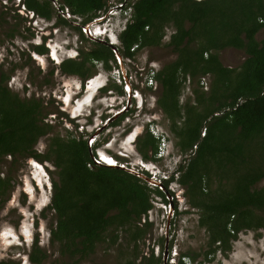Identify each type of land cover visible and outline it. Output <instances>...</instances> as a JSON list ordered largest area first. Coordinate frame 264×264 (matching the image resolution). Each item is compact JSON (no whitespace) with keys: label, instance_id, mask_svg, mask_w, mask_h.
<instances>
[{"label":"trees","instance_id":"trees-1","mask_svg":"<svg viewBox=\"0 0 264 264\" xmlns=\"http://www.w3.org/2000/svg\"><path fill=\"white\" fill-rule=\"evenodd\" d=\"M21 1L26 12L46 20L66 8L81 18L82 26L99 13L106 14L111 0H57L58 10L50 0ZM123 9L130 10V19L118 36L117 49L124 58L134 56L133 46L138 50L161 45L164 28L172 30L166 45L176 58L156 74L160 88L156 106L171 122L179 139L176 145L193 153L188 162L183 160L177 182L185 189L189 205L198 209V224L207 232L204 258L209 260L217 251L226 256L239 233L264 230V185L258 187L264 178V35L257 39L264 31V0H134ZM76 30L83 39L80 29ZM226 48L245 54L238 68L222 65L218 54ZM34 51L43 55L47 49L40 45ZM111 61L118 67L111 47L94 41L89 51L79 50L78 59L62 61L59 70L84 84L94 74V62L110 70ZM8 77L0 74V162L33 159L48 161L56 169L49 205L56 219L51 244L71 264L92 254L108 237L114 243L117 235L109 236V230H123L129 243L137 246L151 226L146 222L151 195L164 197L162 192L121 169L96 165L82 135L53 136L46 154L38 153V140L53 127L44 122L42 102L33 97L21 99L8 88ZM204 77L209 81L206 91L199 85ZM194 80L198 87L192 89L194 103L181 104L184 83L189 81L192 87ZM113 88L122 94L120 86ZM141 136L135 147L147 161L157 141L147 131ZM214 178L220 188L210 195L203 184ZM9 187V178L0 177V207ZM134 252L132 259L120 264H161L162 257H154L152 251L139 262L140 253ZM46 256L35 240L30 263L42 264ZM186 257L194 260L189 254L180 258ZM178 263L184 264L180 259Z\"/></svg>","mask_w":264,"mask_h":264},{"label":"rangeland","instance_id":"rangeland-1","mask_svg":"<svg viewBox=\"0 0 264 264\" xmlns=\"http://www.w3.org/2000/svg\"><path fill=\"white\" fill-rule=\"evenodd\" d=\"M133 1L111 0L107 14L99 13L98 19L95 18L86 25L94 26L96 20L101 22L113 11H120L115 17L121 20L120 16H124V13L130 15L129 9L123 8ZM50 4L55 8V0H51ZM24 9L21 0H0V74L9 76L8 88L21 99L33 97L40 100L44 106V122L51 124L53 131L38 140L35 146L38 153L46 154L50 138L53 136L58 135L67 139L79 137L81 133L85 139L95 136L90 143L97 139V143L104 144L105 148L100 146L94 150L95 155L97 150L98 153L104 152L106 156H114L123 162L126 156L127 162L138 163L140 155L136 150L135 140L148 130L145 122L146 118H149L166 134L169 146L167 150L173 158L189 161L188 159L193 155L192 151L183 152L176 145L179 139L171 130V122L156 106L159 93H156V89L147 90L144 86L145 73L148 69H160L176 58V54L166 45L171 34L169 27L164 28L161 45L135 51L131 59L123 58V70L127 73L125 77L124 75L121 77V71L115 72L119 67H116L113 61L109 62L110 70H105L100 63H96L93 76L82 84L78 77L64 75L59 70L62 61L78 59L79 50L89 51L92 43L96 41L84 33L81 18L70 15L69 11L64 9L55 12L51 20H46ZM77 28L80 29L83 39ZM263 35L264 31L257 35V39L260 40ZM109 37V40L106 37V40H97L104 41L108 45L112 43L119 48L117 34ZM40 45H44L47 49L43 55H38L34 51V47ZM218 56L222 65L229 68H238L246 58L243 51L233 48L220 51ZM116 64L118 65L117 60ZM117 74L120 76L118 78L121 85L115 82L118 81ZM206 80L208 87V79ZM113 85L120 86L122 94H119ZM104 87H107L106 92H101L100 89ZM193 88H198L196 80L192 82V87H189L187 81L184 83L179 99L181 104L186 101L194 103ZM128 90L137 91L139 97L137 109L130 111L134 117L129 114L124 117V120L128 115L131 117L129 124L133 125V131L126 134L122 130L127 127L118 132L113 128L112 132L107 134L105 128L94 129L95 125L105 122L107 115L103 108L109 111L113 103L118 105L120 102L122 106L132 105L129 102L132 101V97L128 95ZM115 98L117 101L114 100ZM87 107L91 111H87ZM118 107L112 112L121 109V106ZM75 110L77 113L73 112ZM88 112L89 115H85ZM72 114L77 115V118L71 119ZM69 119L73 122H69ZM181 123L182 120L177 123L179 128L182 127ZM136 130L140 134L136 133ZM87 131H92V134H87ZM168 165L173 167V161ZM0 177L10 180V187L4 195L6 200L0 207V264H32L29 261V254L35 240L47 255L42 264H71L72 260L63 256L58 246L50 242V231L56 221L54 212L49 208L52 183L57 182L56 169L53 165L48 161L38 162L33 159H20L11 164V160L6 158L0 162ZM145 183L149 188L158 189L164 195L161 197L164 204H159L160 201L157 198L155 200L151 195L152 208L146 218V222L151 226L145 237L134 246L129 243L128 235L123 230L115 232L109 230V236L117 235V240L111 243L110 237L106 238L105 242L97 245L92 254L84 259H78V264H120L132 259L134 250L140 253L138 262L142 256H149L152 251L154 257H162L161 264H163V252L166 250V264H179L178 260H182L180 257L183 254H189L194 258L193 261L185 258L186 263L182 260L184 264H264V230L261 229L239 233L226 256L217 251L208 258L209 260H205L208 235L205 228L198 224V209L189 205L188 198L184 194L185 189L177 184L178 182L171 185L173 190H178L174 195L168 188L164 190L163 185L155 188L154 185L146 181ZM203 185L204 191L211 193L210 195L220 188L217 178L209 181L208 185L205 183ZM263 185L264 178L258 187ZM144 221L143 218L141 225Z\"/></svg>","mask_w":264,"mask_h":264},{"label":"clouds","instance_id":"clouds-1","mask_svg":"<svg viewBox=\"0 0 264 264\" xmlns=\"http://www.w3.org/2000/svg\"><path fill=\"white\" fill-rule=\"evenodd\" d=\"M55 2H56V5H54V7L58 10L59 5H57V0H55ZM66 10L68 11V9H66ZM119 12H116V11H113V13L110 12V15H107V17L105 19H103L101 22H99V20H96V23L94 24V26L92 25V26H89L88 27L89 28L90 35L93 38H95L96 40L97 39L98 40L99 39L106 40L107 38L109 40V38H110L109 35H112V34H117V36H119V34L125 29V27L127 25V22L130 19V15H128V13H124V16H120L122 18L121 20H119V18L117 19L115 16H118ZM128 12L130 13V11H128ZM28 13H32V12H28ZM127 15L129 17H127ZM112 17H114V18H112ZM125 17H127V18H125ZM113 19H115V20H113ZM114 22H115V24H114ZM85 25L86 24H84L82 26L84 27ZM108 25H110V26H108ZM107 26H108V28H107ZM170 31H171V34H172V30L171 29H170ZM105 37H106V39H105ZM169 38H170V36H169ZM103 43H104V41H103ZM109 44L112 45V43H109ZM137 48H138V46H133V48L130 51L132 53H134V55H135V51L140 50V49L137 50ZM123 58L124 57L122 56V61L124 59H131V58H124V59ZM96 63L97 62H94V65ZM100 66H102L101 63H100ZM151 69H155V68L148 69L147 72L145 73V76L150 72ZM155 70H156V73H155L154 79H155L156 74L158 73L159 69H155ZM119 71H121V70L119 69L118 72ZM124 73H125V70H124ZM124 73L121 72V74H120L121 77L124 75ZM204 78H206V77H204ZM124 79H126V78H124ZM116 83H118L119 85H121L120 82H118V81H116ZM208 83H209V81H208ZM188 84H189V81H188ZM199 85H200V83H199ZM207 89H208V87H207ZM203 90L206 91L205 89H203ZM151 124L152 125H157L156 123H153V122H151ZM204 131H205V129H204ZM147 132H148V130H147ZM203 135H204V133H203ZM155 140L157 141V144H158V140L157 139H155ZM156 152H157V149H156L154 155L151 156L152 158L150 160H147V161H145V160H143L142 158L139 157L138 158V163H135L134 162L135 163V167H136V168H134V170L137 171L138 173L143 174L144 176H146L148 178H152L157 183H161L163 185V187H164L165 190H167V188H168L175 195L178 190H173L170 186L171 185H175V183H177L179 169H180L181 165H183V161L181 160V158L175 160V158H173V156L171 155L170 151H167V153L164 154V156H161V157H156ZM97 153H98V151H96V154ZM95 157H96V155L94 154L93 158L95 159ZM126 159H128V158H125L124 161L127 162ZM112 160L117 161L114 158ZM172 161H173V165H174L173 167H171V166L168 165ZM163 162H166L167 165L166 164L163 165L162 164ZM102 163L105 164V165L110 164V162H102ZM127 163H132V162H127ZM127 167L129 168V166H127ZM174 178H176V179H174ZM177 184H179V183H177ZM155 188H157V186H155ZM152 196H153L152 198H154L155 200L158 199L160 201L159 204H162L163 203V201H162L163 198H161L160 196H157L155 194H152ZM152 200L153 199H151V201ZM182 260H183L184 263H186L185 258H182ZM187 264H190V263H187Z\"/></svg>","mask_w":264,"mask_h":264},{"label":"flooded vegetation","instance_id":"flooded-vegetation-1","mask_svg":"<svg viewBox=\"0 0 264 264\" xmlns=\"http://www.w3.org/2000/svg\"><path fill=\"white\" fill-rule=\"evenodd\" d=\"M114 72V71H113ZM125 72H126V70H125ZM124 75L126 76L127 75V73H124ZM130 81L132 82V78L130 77ZM116 82V81H115ZM156 89V93H159V91H160V88L158 87V84H157V87L155 88ZM131 97H132V101L131 100H129V102L132 104L131 106L130 105H126V106H122V105H120L121 104V102L120 103H118V105L119 106H121V109H120V111H118L119 113L118 114H121V115H119L118 117H116L115 119H114V115H112L111 114V112L110 111H112L113 109H115V108H119L118 107V105H114V103H113V105H112V107L109 109V111H107V108L106 109H104L103 108V111L104 112H106V115H107V117H106V119H105V122L104 123H99V124H97V125H95V127H94V129H96V128H100V130H101V128L102 129H104L105 128V132L107 133V134H110L111 132H112V129L114 128V130H116V132H118V131H120L122 128H126L125 130H122L124 133H129L130 131L132 132L133 131V128H132V126L129 124V122H125V120H124V117H125V115H127V114H129L130 116H132L131 114H130V111H134V110H136L137 109V105H138V96H137V91H135V93L133 94V90H131ZM133 94V95H132ZM133 99H134V101H135V104H133L134 103V101H133ZM114 100H116L117 101V98H115ZM88 109H86L87 111H91L90 109H89V107H87ZM119 110V109H118ZM117 111V110H116ZM73 112H76V110L75 111H73ZM77 113V112H76ZM85 113V112H84ZM117 114V113H116ZM85 115H89V112H88V114H85ZM84 115V116H85ZM128 115V116H129ZM127 116V117H128ZM133 117V116H132ZM67 118V117H66ZM77 118V115H73L72 114V116H71V119H76ZM119 118H121V120L119 119ZM71 119H69V122H73ZM99 119L101 120V115H99ZM117 120H120L117 124H114V122L115 121H117ZM108 125V127H106ZM119 127V128H118ZM136 127V126H135ZM129 128H132V130H130ZM107 130V131H106ZM137 130H138V127H137ZM137 130H136V133H138L137 132ZM130 132V133H131ZM87 134H92V131H87ZM138 134H140V133H138ZM79 135H82V139L83 140H85L86 141V143L88 142V140L91 138H94L95 136L93 135V136H91L89 139H85L84 138V135L83 134H81V133H79ZM136 141H137V139L135 140V145H136ZM107 143H109V142H107ZM107 143H105V145H107ZM91 144V149H93V150H95L96 148H99L100 146H102V147H104V144H101L100 145V143H97V139L96 140H94V142L92 143H90ZM88 145V144H87ZM105 148V147H104ZM97 151V150H96ZM95 151V152H96ZM102 154H104L105 155V153L104 152H102ZM138 155V154H137ZM139 156V155H138ZM105 157H108V156H106L105 155ZM140 158H141V156H139ZM112 158H114V159H116V157H112ZM125 158H127L126 156H125ZM117 161H119L118 159H116Z\"/></svg>","mask_w":264,"mask_h":264},{"label":"built area","instance_id":"built-area-1","mask_svg":"<svg viewBox=\"0 0 264 264\" xmlns=\"http://www.w3.org/2000/svg\"><path fill=\"white\" fill-rule=\"evenodd\" d=\"M130 11V10H128ZM116 73H119L118 71H116ZM155 73H156V70L155 69H151L150 72L145 76V79H144V86L147 88V89H151V90H155V88L157 87V82L155 81L154 79V76H155ZM120 78L119 74H117V78ZM119 78L117 79L118 82L119 81ZM188 82V81H187ZM200 86H202L203 89H207V80L206 78H202L201 81H200ZM135 93V91H133V94ZM132 94V95H133ZM120 110H117V111H110L112 115L116 116ZM117 113V114H116ZM132 117V116H131ZM130 116H128L126 119H125V122H129V119H131ZM134 117V116H133ZM137 117V116H136ZM147 124V125H146ZM145 125L148 129V132L155 138L158 140V146H157V152H156V157H161V156H164V154L167 153V149L169 148L168 146V139H167V136L166 134L160 129L158 128L157 125H152L151 124V121L149 118H146V122H145ZM119 128V127H118ZM204 133V131H203ZM113 158L112 157H108V162H110ZM95 160H97L99 163H102V162H106L105 160H103V158L99 155V153L96 154V157H95ZM117 165L119 166H123V167H127L129 166V168H136L135 167V163L132 162V163H127L126 161L123 162V160H119V161H114ZM127 163V165H126Z\"/></svg>","mask_w":264,"mask_h":264},{"label":"water","instance_id":"water-1","mask_svg":"<svg viewBox=\"0 0 264 264\" xmlns=\"http://www.w3.org/2000/svg\"><path fill=\"white\" fill-rule=\"evenodd\" d=\"M88 27H89V25L84 26V33H85L86 35H88L90 38L95 39V38H93V37L90 35V33H89V28H88ZM95 40H96V39H95ZM96 41H98V40H96ZM99 42H100V41H99ZM109 46L111 47V49H112L113 52H114L115 58H116L117 63H118V65H119V69L121 70V72L124 73L123 65H122V56H121V54L119 53L118 49H117L115 46L110 45V44H109ZM124 77H125V75H124ZM125 82H127L126 79H125ZM127 93H128L129 96H131V93H130L129 90L127 91ZM117 115H119V114H117ZM117 115H116L114 118H116ZM90 140H91V138L88 140L87 144H88V147H89V151H90V153H91V157H92V159H93V161H94V163H95L96 165L103 166V167H113V168H118V169H121V170H123V171L129 173V174L135 175L136 177H138V178H140V179L146 181V182L149 183V184H152V185H154V186H162L161 183H157V182L154 181L152 178H148V177L144 176L143 174L138 173V172L135 171L134 169H131V168H128V167H123V166H119V165H117V164L114 162V160H111V161H110V164H108V165H105V164H103V163H99L97 160H95V159L93 158L92 151H91ZM164 190H165V189H164ZM169 211L171 212V209H170ZM163 256H164V262H163V264H166V261H165V257L167 256V251H166V250L163 252Z\"/></svg>","mask_w":264,"mask_h":264},{"label":"bare ground","instance_id":"bare-ground-1","mask_svg":"<svg viewBox=\"0 0 264 264\" xmlns=\"http://www.w3.org/2000/svg\"><path fill=\"white\" fill-rule=\"evenodd\" d=\"M113 39H115L114 37H113ZM98 89V88H97ZM139 98V97H138ZM99 155L103 158V160H105L106 162H108V157H105V155L104 154H102V152H99Z\"/></svg>","mask_w":264,"mask_h":264}]
</instances>
